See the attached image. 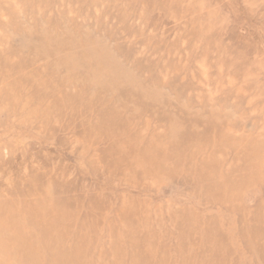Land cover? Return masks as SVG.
I'll use <instances>...</instances> for the list:
<instances>
[{"label":"rangeland","instance_id":"374dc122","mask_svg":"<svg viewBox=\"0 0 264 264\" xmlns=\"http://www.w3.org/2000/svg\"><path fill=\"white\" fill-rule=\"evenodd\" d=\"M0 264H264V0H0Z\"/></svg>","mask_w":264,"mask_h":264}]
</instances>
